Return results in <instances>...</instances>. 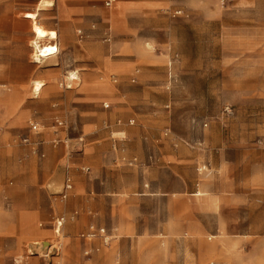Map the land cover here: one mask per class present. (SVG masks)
<instances>
[{
	"label": "rangeland",
	"instance_id": "obj_1",
	"mask_svg": "<svg viewBox=\"0 0 264 264\" xmlns=\"http://www.w3.org/2000/svg\"><path fill=\"white\" fill-rule=\"evenodd\" d=\"M149 1L69 0L90 11L60 28L59 0H0V264H60L66 241L74 264H139L138 245L152 264H264V0ZM36 27L58 35L41 63Z\"/></svg>",
	"mask_w": 264,
	"mask_h": 264
},
{
	"label": "crops",
	"instance_id": "obj_2",
	"mask_svg": "<svg viewBox=\"0 0 264 264\" xmlns=\"http://www.w3.org/2000/svg\"><path fill=\"white\" fill-rule=\"evenodd\" d=\"M69 1V0H59V5H60V8H59V11H58V20H59V26L60 28H73L75 26V23H68L69 22V19H72V16L73 14L75 15H78L79 13H88L90 10L87 9V10H83V9H78V8H70L69 6H66L65 3ZM145 2H141L138 6V10L141 11V12H153L155 11L161 4H156V3H152L151 1L149 0H144ZM40 10V9H38ZM78 19H74L75 21H79V17H77ZM65 31V30H64ZM69 31V30H67ZM66 32V31H65ZM52 59V58H51ZM102 61L104 62H98V65L100 66V70H104V71H108L110 70L108 68V65H107V62L106 59H102ZM156 62V60H153L152 58L151 59H148L147 62L148 63H152V62ZM153 62V63H154ZM103 68V69H102ZM115 69H122L120 67H113L111 68V70H115ZM128 69V68H127ZM138 72V71H137ZM21 73V72H20ZM61 74L60 72V69L55 72V77H59ZM22 76V74H21ZM39 78V68L37 67V69L34 71H32L31 73V82L32 84H34L35 80ZM23 79L21 77L18 78L17 82H16V90L18 92V95L19 96H27L23 86H24V82L22 81ZM97 90H100V88ZM93 91H96V88L94 86H87L85 85V87L81 86V88H78L76 89L75 91H73V96H77V94L79 93H83V94H89ZM81 96H84V95H81ZM91 96V95H89ZM86 97V96H84ZM97 97V96H96ZM9 116V115H8ZM8 118V117H7ZM25 116L23 114H21L20 116H18V118H16L14 121L12 120H8L7 119V123H11L12 125H17V124H21L23 123V121L25 120ZM4 119L3 118H0V122H3ZM32 123H35V122H32ZM89 125H87V128H88ZM56 127H58L59 129H64V126L63 127H59L56 123ZM41 130H40V133L41 134ZM36 134V133H34ZM39 134H36V135H39ZM3 139H5V136L2 137ZM57 141L61 142L62 145L60 144V149L57 150L58 146H53L52 148H50V151H48V155H50V157L52 156V158L55 160L57 159H63V156L65 155V152H64V149L62 148L63 146H65V142L68 143V141H62L61 139H56L53 143H56ZM39 151L40 153H43L46 151L43 146L40 148L39 146ZM44 151V152H43ZM47 153V151H46ZM45 155V154H44ZM45 157V156H44ZM99 202H100V199H98ZM98 201H93V200H85L82 202V207L84 208H89V207H94L96 205L100 206V203ZM64 228V227H63ZM102 241V240H101ZM103 243V242H102ZM138 259H139V264H152V249H150L151 247H147V246H144V248H142L141 246L138 245ZM89 251H94L93 249H90ZM151 252V253H150ZM77 251H75L73 249V247L71 246V243L66 241L64 243V252L61 256V263L60 264H74L72 262V257H74L73 255L76 254L77 255ZM80 255V254H78ZM116 257V253L111 250V251H107L103 256H99L96 258V261H95V264H121V260L117 257ZM137 259V261H138Z\"/></svg>",
	"mask_w": 264,
	"mask_h": 264
},
{
	"label": "bare ground",
	"instance_id": "obj_3",
	"mask_svg": "<svg viewBox=\"0 0 264 264\" xmlns=\"http://www.w3.org/2000/svg\"><path fill=\"white\" fill-rule=\"evenodd\" d=\"M30 18L32 20L37 19L36 14H31ZM35 30V29H34ZM36 33V41L34 42V61L41 63L44 59L49 60L54 57L56 53H58V47L55 45L49 46V45H43L44 39L49 38V40H54L58 38V35L54 31L45 32L41 27H36L35 30ZM72 80L79 79L76 76V73H71V77H69ZM45 87V84L43 81H35L33 84V91L35 95H41ZM60 232L58 235L60 236ZM63 239V238H62ZM62 245V242H60ZM40 245L39 242L34 241V243L31 245V247H35Z\"/></svg>",
	"mask_w": 264,
	"mask_h": 264
},
{
	"label": "built area",
	"instance_id": "obj_4",
	"mask_svg": "<svg viewBox=\"0 0 264 264\" xmlns=\"http://www.w3.org/2000/svg\"><path fill=\"white\" fill-rule=\"evenodd\" d=\"M117 2V0H105V6L107 8H112L115 3ZM179 15V14H178ZM108 33V32H107ZM111 35V33H110ZM109 34H107L106 38H108V41H111V37H110ZM132 124H133V121H132ZM57 125L59 127H63L64 126V123L63 122H57ZM30 131L32 133H36V134H39L40 133V125H38L37 123H31L30 124ZM29 138H25L24 139V142L25 143H29ZM34 153L35 154H38L39 153V150L38 149H35L34 150ZM73 188V185H72V182L70 180H68L64 186V190H63V193L61 194V198L63 200H67L68 196H69V192L72 190ZM66 223V219L64 217H61L60 219L57 220V230L60 231L62 230V228L64 227V224ZM83 238H88V239H91V240H94L96 238H99L102 240L103 244L105 246H109L110 244V238L108 237L107 233H106V230L104 228H95V226H91L90 227V232L87 236H82ZM86 255L89 256L91 255V251H87L86 252Z\"/></svg>",
	"mask_w": 264,
	"mask_h": 264
}]
</instances>
